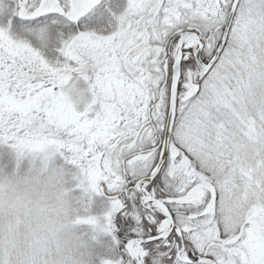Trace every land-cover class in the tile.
I'll return each mask as SVG.
<instances>
[{
	"label": "snow or ice",
	"instance_id": "6c2138e0",
	"mask_svg": "<svg viewBox=\"0 0 264 264\" xmlns=\"http://www.w3.org/2000/svg\"><path fill=\"white\" fill-rule=\"evenodd\" d=\"M0 146L79 169L113 264H264V0H0Z\"/></svg>",
	"mask_w": 264,
	"mask_h": 264
},
{
	"label": "clouds",
	"instance_id": "9594fccd",
	"mask_svg": "<svg viewBox=\"0 0 264 264\" xmlns=\"http://www.w3.org/2000/svg\"><path fill=\"white\" fill-rule=\"evenodd\" d=\"M79 169L55 150L0 151V264H113Z\"/></svg>",
	"mask_w": 264,
	"mask_h": 264
},
{
	"label": "rangeland",
	"instance_id": "374dc122",
	"mask_svg": "<svg viewBox=\"0 0 264 264\" xmlns=\"http://www.w3.org/2000/svg\"><path fill=\"white\" fill-rule=\"evenodd\" d=\"M4 150H6V146H0V151H4ZM95 199L96 198H93L94 202ZM112 242L113 240L111 236L102 235L99 238V243L97 245L98 251H100L101 253L109 252L113 256L115 252H114V243Z\"/></svg>",
	"mask_w": 264,
	"mask_h": 264
},
{
	"label": "trees",
	"instance_id": "16d2710c",
	"mask_svg": "<svg viewBox=\"0 0 264 264\" xmlns=\"http://www.w3.org/2000/svg\"><path fill=\"white\" fill-rule=\"evenodd\" d=\"M112 243H114V242H112ZM114 255H113V257H116V258H118V247H117V245L116 244H114Z\"/></svg>",
	"mask_w": 264,
	"mask_h": 264
}]
</instances>
